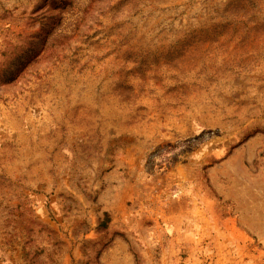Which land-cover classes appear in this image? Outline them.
I'll return each instance as SVG.
<instances>
[{"label":"rangeland","instance_id":"rangeland-1","mask_svg":"<svg viewBox=\"0 0 264 264\" xmlns=\"http://www.w3.org/2000/svg\"><path fill=\"white\" fill-rule=\"evenodd\" d=\"M0 264H264V0H0Z\"/></svg>","mask_w":264,"mask_h":264},{"label":"trees","instance_id":"trees-1","mask_svg":"<svg viewBox=\"0 0 264 264\" xmlns=\"http://www.w3.org/2000/svg\"><path fill=\"white\" fill-rule=\"evenodd\" d=\"M108 218H109V217H108ZM108 218H107V220H109ZM105 221H106V219L104 220V224H105Z\"/></svg>","mask_w":264,"mask_h":264}]
</instances>
